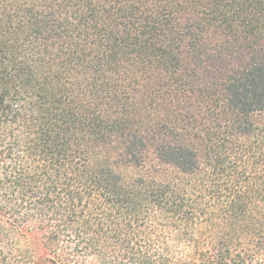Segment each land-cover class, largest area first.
<instances>
[{
	"label": "trees",
	"instance_id": "1",
	"mask_svg": "<svg viewBox=\"0 0 264 264\" xmlns=\"http://www.w3.org/2000/svg\"><path fill=\"white\" fill-rule=\"evenodd\" d=\"M0 264H264V0H0Z\"/></svg>",
	"mask_w": 264,
	"mask_h": 264
}]
</instances>
